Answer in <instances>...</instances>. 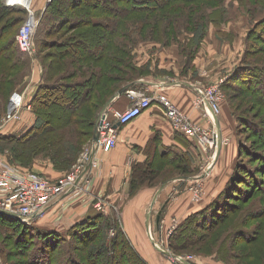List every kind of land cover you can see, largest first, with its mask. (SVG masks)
Wrapping results in <instances>:
<instances>
[{
	"label": "rangeland",
	"instance_id": "1",
	"mask_svg": "<svg viewBox=\"0 0 264 264\" xmlns=\"http://www.w3.org/2000/svg\"><path fill=\"white\" fill-rule=\"evenodd\" d=\"M259 1L246 0L247 3H244V0H195L194 2L174 0L166 2V4H159V7L149 10L147 8L138 10L137 8L132 11V9L126 8L125 12L119 14L112 11V16L109 15V19L113 21L120 22L125 15L131 20L129 30L124 35H116L113 46L116 53L119 54L118 56H122L126 63H130L136 68L145 66L149 70L148 75L186 76L203 85L200 91H204L206 88L219 91L217 99L219 110L216 118L222 115V118L227 122V128L231 129L228 135L230 139L222 137L223 145L226 146L230 143V140L233 145L235 140L237 149L238 141L250 144L257 149H264V143L259 140L258 134L250 132L245 125L248 120L243 119L245 116H248L251 120L264 119V107H258L250 95L241 93L240 90L235 88L226 90L228 88H224L222 85L242 63V57H247L250 61L254 59L256 63H264V0ZM4 3L8 5L6 1ZM102 3L105 6H113L109 0H104ZM117 4L115 3V5ZM248 4L250 7H248ZM19 5L25 8L26 13L24 20L7 34V37L14 36V39L19 27L28 16L29 9L34 12L31 0L29 5ZM122 6L125 5L122 4ZM145 15L147 16L144 17ZM204 15L209 17V22L206 23L207 30L203 36L196 37V31L204 27L194 26L200 24L197 23L198 19ZM211 37H215V39L211 40ZM34 43L33 56L24 53L17 46L23 58L22 60L26 63H20L18 65L22 66L16 67L12 71L9 70L12 77L4 76L0 78V122L6 117L10 99L14 93L23 94L24 103L26 104L20 111L18 119L5 125V129L2 131L3 134L8 133L5 135H23L35 121L31 107H28V101L34 89L32 86L37 85V76L42 72L40 61L43 51L41 54L38 53L36 36ZM118 44L119 46L116 48ZM45 52H48V50H45ZM129 73H132L131 70ZM136 74H139L138 70H136ZM95 113L96 111L93 115H87L93 117L90 122H83L79 125L82 130L90 131L94 129L92 124L93 122L95 124L99 114ZM198 124L209 129L207 125ZM261 124L264 128V123ZM50 135L54 136L52 132H50ZM79 137L83 141L81 150L74 163L67 170L56 167L58 161L56 160V163L51 159L58 144H51L40 151L38 155L31 156L30 144L28 147V144H20L16 140L0 138V155L19 171H36L47 178L53 179L70 172L82 157L83 152L89 150L92 138L90 139L88 136L84 138L82 135ZM198 148L199 150L197 149L195 156L198 160H194V167L185 165L186 175H182L183 172L175 165L168 164V160L164 162L163 159H159L161 161L159 162L155 158V161L163 166L162 171L157 176H153L151 182H143L140 185L131 183L129 193L122 199L123 201L118 198V201L113 206L111 205L110 209L104 214H112L117 220L119 219L120 224L121 209L126 206L128 211V206L132 205L138 194L137 192L146 187L157 189V187H160L161 182H165V180H172L167 185L165 184L166 186L170 183H180L182 181L179 184L178 193H168V196L166 195V197H169L170 202L164 214L165 222L161 223L162 226H160L159 231L156 229L153 215L158 211L161 203L156 202L155 198L151 199L152 208L149 198L143 209V218L146 216L147 223L144 222L142 229H137L138 232L135 231L136 229L132 230L135 237L129 238L131 244L140 254H143L147 264H177L176 256L180 255L191 257V261H187L190 264H264V213H258L254 216V210L257 207L264 209V173L261 175L259 168L256 173H251V177L254 178L256 174L255 180L260 185L262 184L260 181L263 182V189L256 190L252 194L249 193L250 191L246 192L245 188L248 187L246 183H240L244 188L235 193L234 197L228 199L232 205L226 216L228 219L216 223L213 230L207 233L204 238H198L195 242H185V246L180 249L181 252L176 253V249L169 245V235L182 223V216L186 211L190 212L193 209H198L197 207L205 202L209 203L216 193L221 192L224 185V175L222 177L221 172H218L220 171L219 167L214 173L215 167L212 164L213 166L210 167L208 173L202 174L203 166L207 165L205 162L210 156L202 149L203 147L198 146ZM234 157L235 161L240 157L238 151L236 154L234 153L233 159ZM257 159H251V164H248L249 167L252 168L255 165H260V168L264 167L263 160ZM179 165L183 166L182 163ZM232 167L229 162L227 170H233L234 167ZM190 169L191 171L188 172ZM224 169L225 167H223V171ZM227 170H225L226 174ZM198 174L202 175L198 177ZM196 189L199 190V193H192ZM206 191L209 193H206ZM148 208L151 212L148 211ZM129 217H131L134 226L138 224V210L136 212L132 211ZM12 226L11 224L6 226L3 223L0 224V264H28L26 259L29 263L34 262L35 259L29 261L27 257L36 251L37 241L29 239L28 241L32 246L22 245L21 242L23 241L19 240L21 231L18 233L17 229L16 232V227ZM241 228L253 234L254 231L258 230L259 235L250 242L239 240L238 236L234 234L238 233ZM235 229L237 230L235 231ZM15 232L16 236L14 238L12 236ZM126 234L128 235V231ZM231 234L237 238L230 240ZM27 247L30 249L28 250ZM80 249L74 250L75 255L79 253ZM54 250L55 253H64V250L59 247ZM79 261L82 264L90 263V261H84L83 258H79ZM52 264L69 263L61 262L60 258H56ZM123 264L132 263L129 259H126Z\"/></svg>",
	"mask_w": 264,
	"mask_h": 264
},
{
	"label": "trees",
	"instance_id": "2",
	"mask_svg": "<svg viewBox=\"0 0 264 264\" xmlns=\"http://www.w3.org/2000/svg\"><path fill=\"white\" fill-rule=\"evenodd\" d=\"M4 1L0 0V78L12 77L9 70L22 66L18 65L20 63H26L17 49L16 38L7 37L12 28L24 20L26 10L19 4L6 5ZM103 1H49L40 17L36 31L38 53L41 54L43 51V54L40 61L42 72L36 79L37 89L28 101L35 121L23 135H5L8 133L3 134L4 129L0 131V138L16 140L17 143L28 144V147L30 144L31 156L38 155L51 144H58L51 159L56 163L58 161L56 167L63 170L69 169L81 150L83 141L79 136L92 138L93 130L84 131L79 126L83 122H90L93 118L87 115H93L95 111L99 113L119 87L125 84L136 87V84L149 72L145 66L136 68L126 63L122 56H118L113 46L115 36L124 35L131 27V20L125 15L122 21L117 22L109 19V15L112 16V11L117 14L125 12L126 8L132 11L137 8L149 10L174 0H109L113 5L110 7L105 6ZM180 1L194 2L195 0ZM115 3L118 4L115 5ZM244 3H247L246 0ZM248 7H250L249 4ZM208 18L207 15L199 17L197 23L200 24L194 27L203 26L204 28L196 31V37L205 34ZM118 46L119 44L116 48ZM130 70L132 73H129ZM136 70L139 74H136ZM222 85L228 88L226 90L235 88L241 93L250 95L258 107H264V63H256L254 59L250 61L249 58L242 57V63ZM243 119L248 120L245 125L250 132L258 134L259 140L264 143V128L261 126L264 119L251 120L248 116ZM50 132L54 136L50 135ZM189 141L194 145V142ZM238 153L240 157L236 159L233 170H230L221 192L216 193L209 203L205 202L197 207L198 209L185 214L181 220L182 223L169 235L168 243L176 249V253L181 252L180 249L185 246V242H195L198 238H204L213 230L216 223L228 219L226 216L232 207L228 199L244 188L240 183H246L248 185L245 188L246 192L250 191L249 193L252 194L256 190L263 189L264 181H260L262 183L260 185L255 180L256 174L252 178L251 173H256L259 168L262 175L264 167L255 165L251 168L248 164H251L250 160L253 158H260L264 162V149H257L250 144L238 141ZM180 163L182 162L173 159L168 161V164L179 168L183 172L182 175H186V167L179 165ZM162 169L163 166L155 162L136 164L133 166L132 184L151 182L153 176H157ZM166 181L168 180L161 182L160 187ZM167 204L168 200L160 209L161 216ZM254 211V216L264 213V209L259 207ZM1 223L5 226L13 225L16 227V232L18 229V233L21 231L19 240L23 241L22 245L32 246L29 239L37 241L36 251L27 257L29 261L31 259L35 261L29 263L26 259L28 264H52L56 258L69 264H82L79 258L90 261L89 264H98V261L99 264H123L126 259H129L132 264H147L145 258L131 244L121 226V221L119 224V219L117 220L112 214L99 211L89 213L82 221L61 232L45 229L42 222L27 223L2 212H0ZM109 231L113 233L109 235ZM16 232L12 237L16 236ZM234 235L238 236L239 240L250 242L259 235V231L256 230L253 234L241 228ZM234 235L231 234L230 240L237 238ZM58 247L64 250L63 254L55 253L54 249ZM75 249H80L76 255Z\"/></svg>",
	"mask_w": 264,
	"mask_h": 264
},
{
	"label": "crops",
	"instance_id": "3",
	"mask_svg": "<svg viewBox=\"0 0 264 264\" xmlns=\"http://www.w3.org/2000/svg\"><path fill=\"white\" fill-rule=\"evenodd\" d=\"M49 1L50 0H31L34 13L39 20ZM27 2L29 4L30 0H27ZM210 39L213 40L215 37H211ZM136 85V87L148 88L150 93L165 95L181 110L188 114L192 120L207 126L212 125L207 119V115H205V108L209 109V106L207 103L196 101L200 88L203 86L201 83L186 76L178 77L175 75L160 74L155 76L147 75ZM32 87H34L31 93L33 95L36 92L37 85ZM131 102V99L124 93L116 96L109 104L110 107L123 109L131 104ZM215 121L216 129L220 131L221 138H227L229 132H231V129L227 128V122L222 118V115L216 118ZM117 129L118 140L113 148H94L93 153L97 159V165H87L82 177L78 180V184L81 185L79 192L74 193L73 188L68 189L50 204L46 214L41 219L36 220L38 223L42 222L45 229L61 232L71 225L82 221L89 213L97 211L93 206V203L97 199H105L112 206L118 201V198L121 200L124 199L127 193H129L128 190L133 178V166L136 164L144 165L148 162L159 164L162 159L164 162L173 159L175 161H181L184 166L190 165V167H194V160H198L197 157H195L197 149L199 150L198 146H196L195 143L193 145L186 137L177 133L172 128L170 121L166 118L159 103L153 102L133 120L124 125H117ZM234 144L232 145L230 140V143L225 146L223 145L222 139L220 152L217 153L212 161L215 167L214 173H216L219 167L220 171L218 172H221L222 177L224 175V183L231 172L229 169L227 170V166L229 168V162L232 166H234L235 163V157L233 159V156L234 153L236 154L238 151L235 140ZM155 158H157V160L160 159L159 162L155 161ZM212 164L211 166H213ZM223 167H225L224 171ZM225 170H227V174ZM88 177L89 182L83 188L84 180ZM171 181L172 180H169L165 184L167 185ZM180 183H182V181ZM180 183H170L168 186L164 184L165 186H161L159 189L146 187L137 192L138 194L132 202V205L128 206V211L126 206L121 209V224L125 232L128 231L129 238L135 237L132 230L134 231V229H136L135 231L138 232L137 229H142L144 222L147 223L146 216L143 218V209L147 200L150 198V202L152 198H155L156 202L161 203L159 205V211L165 201L168 200L169 204L170 199L166 197L168 193L179 192L178 187ZM206 193L209 192L206 191ZM150 203L152 208V201ZM168 204L163 211L159 224L156 221L158 211L153 215L157 231H159L160 226H162L161 223L165 222L164 214L168 208ZM137 210L139 220L138 224L134 226L129 214L131 215L132 211L136 212ZM148 211L151 212L150 209ZM187 213L186 211L185 214ZM149 214L151 215V213ZM184 215L182 217H184ZM147 216L149 217V215Z\"/></svg>",
	"mask_w": 264,
	"mask_h": 264
},
{
	"label": "built area",
	"instance_id": "4",
	"mask_svg": "<svg viewBox=\"0 0 264 264\" xmlns=\"http://www.w3.org/2000/svg\"><path fill=\"white\" fill-rule=\"evenodd\" d=\"M5 1L10 6L20 4L16 0ZM27 8L29 7L27 6ZM38 22L39 18L29 9L28 16L15 35L19 49L30 56H33L34 53ZM125 93L131 99V104L123 109L110 107V104L103 107L97 125V139L91 140L89 150L83 152L78 163L66 174L50 179L36 171H19L0 155V212L12 216L18 215L24 222L29 223L41 219L46 214L50 204L68 189L73 188V192L78 193L81 189L78 180L82 177L87 165H97V159L93 153L94 148H113L118 140L117 125H124L133 120L153 102L160 104L166 118L177 133L194 142L196 146L203 147L202 149L208 153L210 157L205 162L207 165L203 166L202 174L208 173L214 159L213 154L216 155L217 129L215 120L219 110L217 103L219 91L206 88L197 95L198 102L207 103L209 106V109L205 108V115L212 124V127L208 126L209 129L193 121L188 114L165 95L150 93L146 87H129ZM24 105L26 104L23 94L14 93L10 99L6 117L0 122V131L5 129L8 122L19 118ZM28 107H30L29 104ZM210 148L213 150L210 151ZM202 174H199L198 177ZM88 182L89 177L84 180L83 188ZM192 193H199V190L196 189ZM93 206L102 213H106L111 207L105 199L101 198L97 199ZM176 258L177 264H188L187 261H191L189 256L180 255Z\"/></svg>",
	"mask_w": 264,
	"mask_h": 264
},
{
	"label": "water",
	"instance_id": "5",
	"mask_svg": "<svg viewBox=\"0 0 264 264\" xmlns=\"http://www.w3.org/2000/svg\"><path fill=\"white\" fill-rule=\"evenodd\" d=\"M129 87H130V84H125V85L119 87L115 91V93L112 95V97L107 101L106 105L109 104L111 102V100H113L116 96H118V95L122 94L123 92H125ZM99 115H100V113L98 114V116L96 118V121H95V124H94V129H93V133H92V139L93 140L97 139V137H98L97 125H98V122H99ZM217 137L218 138H217L216 154L220 151V147H221V144H222V138H221V134H220L219 130H217ZM209 150L212 151L213 148H210ZM14 217L18 218L21 221H24L18 215H14ZM160 217H161V210H159L157 215H156V221H157L158 224L160 223Z\"/></svg>",
	"mask_w": 264,
	"mask_h": 264
},
{
	"label": "bare ground",
	"instance_id": "6",
	"mask_svg": "<svg viewBox=\"0 0 264 264\" xmlns=\"http://www.w3.org/2000/svg\"><path fill=\"white\" fill-rule=\"evenodd\" d=\"M16 1L19 2L20 4L29 5L28 2H27V0H16ZM213 156L215 157V154H213Z\"/></svg>",
	"mask_w": 264,
	"mask_h": 264
}]
</instances>
